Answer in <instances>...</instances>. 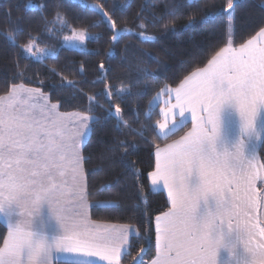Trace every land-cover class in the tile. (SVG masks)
<instances>
[{"label": "snow or ice", "instance_id": "obj_1", "mask_svg": "<svg viewBox=\"0 0 264 264\" xmlns=\"http://www.w3.org/2000/svg\"><path fill=\"white\" fill-rule=\"evenodd\" d=\"M184 4L196 7L199 0H184ZM237 6L238 0H227L225 8L205 12L202 23L226 15L225 46L178 87L164 86L153 98L159 101L165 93L168 96L161 109L163 122L148 125L157 139L175 134L185 124L186 113L191 114L192 128L165 148L157 146L156 167L148 174L152 186L162 183L161 190L167 192L171 203L168 212L156 217L159 259L152 264H264V226L255 216L264 197V163L257 162V148L264 149V27L235 46ZM90 7L110 19L98 6ZM146 7L142 5V9ZM164 15L174 12L166 9ZM56 19L67 26L59 13ZM160 19L163 15L153 17L154 22ZM193 23L190 19L185 27ZM138 27L142 40L155 41L156 37L145 36V23ZM111 29L115 30L113 43L118 42L121 32L131 31L117 29L114 21ZM74 35L81 42L85 39L83 31ZM7 39L16 46L12 35ZM28 39L23 51L31 54L38 38L29 35ZM38 51L52 55L48 50ZM144 55L160 63L150 53ZM141 72L145 79L159 78L158 72ZM60 86L75 88V83ZM19 90L28 97L13 96L12 102L0 107V217L7 228L0 246V264H121L122 256L132 248L129 237L134 230L128 226L91 227L80 212L91 195L83 175V165L90 156L83 151L101 118L80 115L73 129L60 119L42 123L15 105L28 104L43 94L38 89ZM100 94L121 100L124 95H134L130 88ZM89 101L94 112L95 102L91 97ZM57 107L51 105L52 110ZM115 115L124 123L120 107L115 108ZM134 115L138 118L140 113ZM143 115L150 119L148 111ZM140 136L144 138L143 130ZM91 206L118 207L108 201ZM134 264L141 261L134 258Z\"/></svg>", "mask_w": 264, "mask_h": 264}, {"label": "trees", "instance_id": "obj_2", "mask_svg": "<svg viewBox=\"0 0 264 264\" xmlns=\"http://www.w3.org/2000/svg\"><path fill=\"white\" fill-rule=\"evenodd\" d=\"M93 4L100 12H107L110 19L92 10ZM145 4L148 7L142 9ZM226 5L227 0H199L196 7L186 6L184 0H0V97L14 86L23 85L39 89L61 112L101 118L83 151L90 156L83 165L91 193L86 200L92 221L136 228L130 237L132 248L122 256L121 264H134V258L148 264L156 256L155 218L170 205L163 191L152 189L148 174L155 167L157 146L175 140L190 127L186 123L175 134L157 139L148 125L155 126L160 114L150 107V102L164 86L176 87L193 71L206 66L225 46L226 15H216L206 23L201 18L205 12H216ZM261 6L264 0H238L235 46L264 27ZM166 9L174 15H164ZM57 13L67 21L64 28L57 24ZM138 13H142L139 19ZM161 15L163 19L153 21L154 16ZM190 19L194 23L185 27ZM113 21L117 29L131 30L121 32L115 43ZM141 23L146 24L145 36H154L155 41H145L137 35ZM18 28L22 30L17 32ZM67 29L86 30L95 36L86 40L83 49L60 47ZM9 35L16 46L7 39ZM29 35L38 38L33 41L38 46L51 48L55 54L42 59L26 55L23 47L29 43ZM145 53L160 63L149 61ZM142 69L158 72L159 78H143ZM68 82H74L75 88L60 86ZM122 88H130L134 95H124L121 100L115 95L100 94ZM90 97L96 105L94 112L90 111ZM116 107L121 108V119L128 127L117 120ZM145 111L150 119L143 115ZM136 112L140 113L138 118ZM120 141L125 143L121 145ZM258 154L264 163V149L259 148ZM105 185L108 187L100 191ZM104 201L118 207L91 206ZM6 234L7 228L0 221V246Z\"/></svg>", "mask_w": 264, "mask_h": 264}, {"label": "rangeland", "instance_id": "obj_3", "mask_svg": "<svg viewBox=\"0 0 264 264\" xmlns=\"http://www.w3.org/2000/svg\"><path fill=\"white\" fill-rule=\"evenodd\" d=\"M92 6H97V5L93 4ZM57 24L59 25V28H62V27L64 28L61 21H57ZM67 30H68L67 33L65 32L66 34L62 38V41L60 43V47L83 49L85 47L86 40L93 38L95 36L94 34H91L86 30H78V29H67ZM80 31H83L85 33V39L83 42L76 39V36L74 35V33H79ZM33 43H34V48L32 50V53L29 54V53L24 52L26 55L31 56V57L36 58V59H42L44 57H48V55H41V53L38 50H48L49 52L52 53V55L55 54V51L53 49L46 48V47H40L35 42H33ZM28 44H26V45H28ZM25 46L23 47V49H25ZM21 87H24V89H36V88L25 87L23 85H21ZM39 92L42 93L40 90H39ZM13 96H18L21 99H26L28 97V93H26V92L12 93L11 92V94H9V92H8L7 96H3L4 97L3 100L0 99V103H1L0 107H3V103H6V106H7L10 102H12ZM33 104L35 105L34 109L31 107ZM52 104H55V103L50 102L48 100L47 96L45 94H43V97L38 96L32 100H29L28 104L17 103L15 106L18 109H20V111L22 113L25 111H30V114L33 115L36 119L40 120L42 123H47L48 121L53 120V119H60L64 123L68 124L69 129H73L74 122L78 123L80 115L91 116L90 114H84V113H79V112H61L58 110V108L56 110H52L51 109ZM83 175H84V173H83ZM68 181H69V187L71 188V186H72L71 175H69ZM81 184H83V181H81ZM83 204H84V206L80 208L81 216L83 218H86L88 221H90L89 203L86 200V198H85ZM68 206H69V208L72 207L71 204H69ZM129 227L134 230V234H135L136 228L134 226H129ZM157 259H159V257H157ZM98 264H104V263L98 262Z\"/></svg>", "mask_w": 264, "mask_h": 264}, {"label": "crops", "instance_id": "obj_4", "mask_svg": "<svg viewBox=\"0 0 264 264\" xmlns=\"http://www.w3.org/2000/svg\"><path fill=\"white\" fill-rule=\"evenodd\" d=\"M256 35V34H255ZM254 35V36H255ZM207 65V64H206ZM205 67V66H204ZM184 80V79H183ZM182 80V81H183ZM181 81V82H182ZM180 82V83H181ZM180 85V84H179ZM178 85V86H179ZM178 86H176V87H178ZM14 87H17V92H23V91H20L19 89L20 88H23L24 89V87H21V85H18V86H14ZM14 87L11 89V91L9 92V94H11V92L12 93H14L13 92V89H14ZM176 87H170V88H172V89H175ZM3 96H7V94L6 95H3ZM3 96H1L0 98H4ZM156 96V95H155ZM154 96V97H155ZM168 99V96H167V94L165 93L161 98H160V100L159 101H156V100H154V99H152V101H151V103H150V107L153 109V108H156L157 110H158V112H159V114H160V120H159V122H163V120H164V116L161 114V109L162 108H164L165 107V105H164V103H163V101L164 100H167ZM1 100H3V99H1ZM175 101H174V96H173V103H174ZM0 105H1V103H0ZM6 106V103H3V107H5ZM186 123H190V127H189V129L183 134V135H181L180 137H178V138H176L175 140H172V141H170V142H168V143H166V144H164L163 146H160L159 148H165L168 144H172V143H174L175 141H177V140H179L182 136H184L188 131H190L191 130V128H192V120H191V114L190 113H186V122H185V124ZM157 131H158V129H157ZM258 149H259V147L257 148V156H258V163H261V160H260V157H259V154H258ZM156 150H157V148H156ZM155 153H156V151H155ZM155 167H156V155H155ZM155 167H154V169L152 170V172L155 170ZM150 185H151V182H150ZM151 187H152V189L153 190H161L162 189V183L160 184V185H157V186H152L151 185ZM264 188V187H263ZM162 191V190H161ZM164 193H165V195H166V197H167V199H168V196H167V192L166 191H163ZM168 202H169V209L166 211V212H168L169 210H170V208H171V203H170V201H169V199H168ZM166 212H164V213H166ZM164 213H162V214H160V215H158V216H162ZM255 216L260 220V222H261V226H264V197H261V204H260V206H259V209H258V211L255 213ZM0 221L1 222H3L4 223V221H3V217H0ZM90 225L89 226H91V227H95V226H100L101 228H103L104 226H116L117 228H119V227H121V226H131V225H122V224H111V223H101V222H95V221H92L91 219H90ZM156 224H157V221H156V218H155V232H156ZM132 235H134V232L130 235V237L132 236ZM129 237V238H130ZM157 257H158V252H157V243H156V256L148 263V264H152V262L154 261V260H157ZM223 258V257H222ZM100 263H104V264H106L107 262L105 261V262H100Z\"/></svg>", "mask_w": 264, "mask_h": 264}]
</instances>
